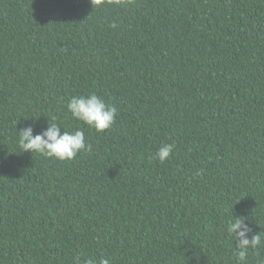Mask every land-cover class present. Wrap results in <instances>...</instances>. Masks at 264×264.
Returning a JSON list of instances; mask_svg holds the SVG:
<instances>
[{
	"label": "trees",
	"instance_id": "1",
	"mask_svg": "<svg viewBox=\"0 0 264 264\" xmlns=\"http://www.w3.org/2000/svg\"><path fill=\"white\" fill-rule=\"evenodd\" d=\"M53 117L91 151L21 152ZM237 216L264 237V0H0V264H264Z\"/></svg>",
	"mask_w": 264,
	"mask_h": 264
},
{
	"label": "clouds",
	"instance_id": "2",
	"mask_svg": "<svg viewBox=\"0 0 264 264\" xmlns=\"http://www.w3.org/2000/svg\"><path fill=\"white\" fill-rule=\"evenodd\" d=\"M99 3V0H97ZM66 107L71 116L96 131L109 129L117 116V107L114 104L106 103L95 93L87 95L72 96L68 99ZM64 127L53 117L48 119L47 127L41 132L33 134L31 125L17 129L18 147L23 151L36 152L46 157H55L59 160H71L81 150L91 151V144L85 143L83 130H63ZM173 145L164 143L159 146L153 154L152 159L163 163L172 153ZM246 216L233 217L232 222L227 226L226 231L235 241L236 258L243 262L249 248H257L264 242L258 232L252 233ZM251 234V235H250ZM72 264H110V259L101 258L98 262L92 258H84L80 255L74 256Z\"/></svg>",
	"mask_w": 264,
	"mask_h": 264
}]
</instances>
